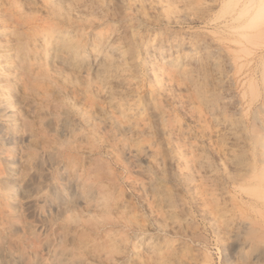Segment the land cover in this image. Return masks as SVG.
<instances>
[{
    "label": "clouds",
    "instance_id": "1",
    "mask_svg": "<svg viewBox=\"0 0 264 264\" xmlns=\"http://www.w3.org/2000/svg\"><path fill=\"white\" fill-rule=\"evenodd\" d=\"M0 264H264V0H0Z\"/></svg>",
    "mask_w": 264,
    "mask_h": 264
}]
</instances>
